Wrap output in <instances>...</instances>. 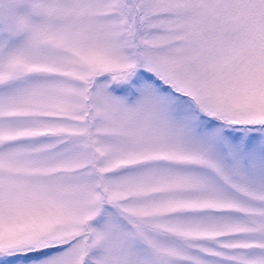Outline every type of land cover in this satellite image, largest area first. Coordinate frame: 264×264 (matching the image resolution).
Wrapping results in <instances>:
<instances>
[{
	"label": "snow or ice",
	"instance_id": "1",
	"mask_svg": "<svg viewBox=\"0 0 264 264\" xmlns=\"http://www.w3.org/2000/svg\"><path fill=\"white\" fill-rule=\"evenodd\" d=\"M0 264H264V0H0Z\"/></svg>",
	"mask_w": 264,
	"mask_h": 264
}]
</instances>
